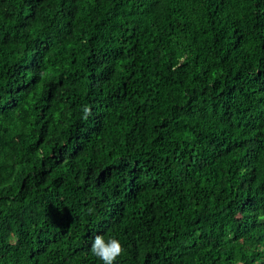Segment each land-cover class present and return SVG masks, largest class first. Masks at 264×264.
Masks as SVG:
<instances>
[{
	"label": "trees",
	"instance_id": "obj_1",
	"mask_svg": "<svg viewBox=\"0 0 264 264\" xmlns=\"http://www.w3.org/2000/svg\"><path fill=\"white\" fill-rule=\"evenodd\" d=\"M97 235L264 264V0H0V264Z\"/></svg>",
	"mask_w": 264,
	"mask_h": 264
},
{
	"label": "clouds",
	"instance_id": "obj_2",
	"mask_svg": "<svg viewBox=\"0 0 264 264\" xmlns=\"http://www.w3.org/2000/svg\"><path fill=\"white\" fill-rule=\"evenodd\" d=\"M88 112V109H85ZM91 253L103 262V264H114L117 258L123 253L124 249L117 239H105L97 235L94 237L91 248Z\"/></svg>",
	"mask_w": 264,
	"mask_h": 264
}]
</instances>
